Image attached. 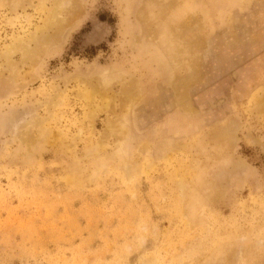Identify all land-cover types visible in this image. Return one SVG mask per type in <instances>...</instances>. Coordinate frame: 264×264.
<instances>
[{"label":"rangeland","instance_id":"374dc122","mask_svg":"<svg viewBox=\"0 0 264 264\" xmlns=\"http://www.w3.org/2000/svg\"><path fill=\"white\" fill-rule=\"evenodd\" d=\"M0 264H264V0H0Z\"/></svg>","mask_w":264,"mask_h":264},{"label":"bare ground","instance_id":"6f19581e","mask_svg":"<svg viewBox=\"0 0 264 264\" xmlns=\"http://www.w3.org/2000/svg\"><path fill=\"white\" fill-rule=\"evenodd\" d=\"M65 3V2H64ZM63 3V1H62V4H64ZM59 4H61V2L59 3ZM156 3H152V7L153 8H155V6L157 5H155ZM65 5H66V3H65ZM58 7L57 8H55V9H57L58 11H60L61 9H63L64 8V5H57ZM164 8V7H163ZM160 9V12L156 15V21H157V23H158V25L160 26V29H167V26H166V24L169 22L168 21V18H167V14H166V11H165V9H161V8H159ZM60 12H62V11H60ZM60 12H58L57 14H60L61 15V13ZM59 16V15H58ZM53 19H55V18H53ZM146 21H147V19H146ZM168 21V22H167ZM63 22V21H62ZM178 23V22H177ZM54 24H58L57 22L56 23H54ZM60 24H62V23H60ZM171 26V28H172V25H170ZM155 30V29H154ZM146 33V32H145ZM149 32H147V34H148ZM173 35V34H172ZM56 36H59L58 34H56ZM55 36V37H56ZM54 38V37H53ZM58 38V37H57ZM40 39H42V38H40ZM40 39H39V41H40ZM43 39H44V36H43ZM47 40H48V37H47ZM55 40H56V38H55ZM46 42V41H45ZM54 42V41H53ZM48 43V42H47ZM189 44V43H188ZM192 46V45H191ZM168 49L169 48H166L165 47V50L164 51H162V55L163 56H165V55H167L168 54V56H169V54H170V52L168 51ZM11 50H14V48H11L10 49V51ZM41 51V50H40ZM8 52V51H7ZM8 53H11V52H8ZM7 54V53H6ZM181 54V53H180ZM160 54H158V56H159ZM181 56V55H180ZM176 58V57H175ZM178 59V58H177ZM156 60V59H155ZM157 60H158V58H157ZM161 60V59H160ZM170 65V64H169ZM196 65V64H195ZM163 66V65H162ZM178 68V67H177ZM161 69H165V71H167V73H168V69L166 68V66H163V67H161ZM164 71V70H163ZM199 71V70H198ZM197 72V71H196ZM165 75H166V73H165ZM195 73L194 74H191L190 76H188V78L187 77H185L186 78V80H184L185 82L184 83H182L183 85H180V86H178L179 85V83H178V85H176V86H174V88H175V91L177 92V96H178V98H179V101H180V104H181V106H182V108L184 107L185 109H191V106H190V103L187 101V98H188V96H187V90L189 89L188 88V86L191 84V83H193L195 80H196V77H195ZM167 77H169L168 75H166ZM173 78V77H172ZM176 80V79H175ZM177 80H180V79H177ZM181 82V81H180ZM130 86H131V88L133 89H131L130 87H128V89H124L123 90V93L125 94V96L127 97V99H129V98H131V99H135L138 95H139V93H138V90H137V87H136V82L135 83H131L130 84ZM182 89V90H181ZM132 90V91H131ZM133 94V95H132ZM139 98V97H138ZM126 99V98H125ZM138 100V99H137ZM129 101V100H128ZM133 101V100H132ZM257 103V102H256ZM263 104V103H262ZM255 109V108H254ZM118 130V129H117ZM232 134V133H231ZM110 135V134H109ZM28 140H30V137H28ZM147 144V143H146Z\"/></svg>","mask_w":264,"mask_h":264}]
</instances>
